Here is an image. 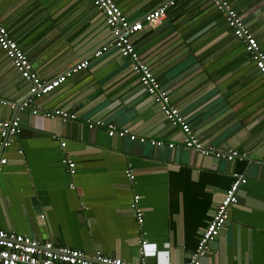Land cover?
Returning <instances> with one entry per match:
<instances>
[{"label":"crops","instance_id":"0c3cea01","mask_svg":"<svg viewBox=\"0 0 264 264\" xmlns=\"http://www.w3.org/2000/svg\"><path fill=\"white\" fill-rule=\"evenodd\" d=\"M115 1L134 20L167 0ZM228 1L264 50V0ZM0 19L42 79L90 62L34 97L78 115L50 118L2 102L28 98L30 82L0 46V120L18 116L22 125L0 168V228L88 254L100 249L149 264L168 254L169 264H186L233 174L244 172L240 199L200 264H264V76L210 0L177 1L132 39L199 139L245 152L243 160L182 146L183 130L164 115L131 60L115 47L96 56L113 34L91 0H0ZM88 117L177 145L110 136L88 127ZM64 156L77 162L74 175ZM135 195L142 223L131 207Z\"/></svg>","mask_w":264,"mask_h":264},{"label":"built area","instance_id":"2783aa9c","mask_svg":"<svg viewBox=\"0 0 264 264\" xmlns=\"http://www.w3.org/2000/svg\"><path fill=\"white\" fill-rule=\"evenodd\" d=\"M92 3L104 14L105 22L113 34V40L108 45L102 46L95 54L101 56L104 51L110 47L117 48L121 56L131 60L132 71L138 76L142 85L152 95L154 100L159 103L160 108L167 119L174 125H178L183 130L185 137L182 146L187 149L195 150L203 155H213L224 157L229 161L236 159H245L246 153L240 152L236 148H217L210 144H205L194 133L191 125L181 113L179 108L171 103L169 90L164 88L155 76L151 67L141 59L132 36L144 29L147 23H157L165 17L167 8L177 1L167 0L161 5L143 14L141 18L129 19L122 8L115 0H91ZM224 15L227 24L232 29L235 36L240 39L245 49L254 60L256 66L264 76V50L258 39L254 36L247 26L242 15L230 4L228 0H210ZM0 46L11 58L14 66L21 75L30 82V96L21 102H10L2 100L3 103H9L13 107L21 109L31 108L34 114L43 113L50 118L77 119L78 115L62 107L46 108L36 104L34 97L39 98L59 87L65 82L71 72L80 70L89 65V60L84 59L69 70L58 76L46 80L42 79L35 70L30 58L13 38L10 29L0 19ZM90 128L102 127L108 132V135H118L128 137L132 141H149L156 146L174 147L175 142H165L163 139L148 138L145 135L132 131L129 127H120L113 122L101 118L88 117L85 119ZM22 125L18 116L0 120V168L7 163V157L4 155L5 148L9 147L14 138L21 132ZM66 141L61 142L65 147ZM63 163L71 175L76 172L77 162L68 156L63 157ZM264 164V160H263ZM129 178H134L135 174L131 169L126 170ZM247 182V176L244 172H235L229 188L225 190L224 196L217 204L216 209L209 220L207 226L202 230L197 246L190 255L186 264H200L201 257L208 251L210 244L218 237L224 224L230 217L232 207L238 202L239 190ZM72 188L76 187L75 182L70 184ZM139 195H135L131 207L138 217L140 223L143 222V211L138 205ZM142 246L148 244L147 240H142ZM144 252V249L142 250ZM168 254L166 260L159 264H169ZM0 263L1 264H149L145 260L132 261L105 254L102 250L96 249L92 253H86L78 248L69 246H57L51 240H40L30 235L0 228Z\"/></svg>","mask_w":264,"mask_h":264},{"label":"water","instance_id":"95a60500","mask_svg":"<svg viewBox=\"0 0 264 264\" xmlns=\"http://www.w3.org/2000/svg\"><path fill=\"white\" fill-rule=\"evenodd\" d=\"M240 195H241V193H240V191H239V196H240ZM239 199H240V198H238V200H239ZM39 213H40L39 219L42 220V219H41L42 214H41V212H39Z\"/></svg>","mask_w":264,"mask_h":264}]
</instances>
